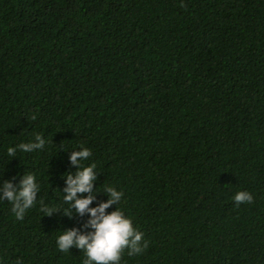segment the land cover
<instances>
[{"label": "trees", "instance_id": "1", "mask_svg": "<svg viewBox=\"0 0 264 264\" xmlns=\"http://www.w3.org/2000/svg\"><path fill=\"white\" fill-rule=\"evenodd\" d=\"M81 146L90 207L116 187L149 242L121 264H264V0H0V189L40 184L23 220L0 200V264H84L56 246L93 231L62 210Z\"/></svg>", "mask_w": 264, "mask_h": 264}, {"label": "clouds", "instance_id": "2", "mask_svg": "<svg viewBox=\"0 0 264 264\" xmlns=\"http://www.w3.org/2000/svg\"><path fill=\"white\" fill-rule=\"evenodd\" d=\"M181 7H186V5L181 3ZM45 143L43 136L36 133L34 141L9 147L7 155L16 156L17 148L24 153L42 150ZM91 156L92 152L87 147L81 146L79 150L72 151L70 161L72 165L77 166V171L75 174L65 175L66 186L63 189V202L67 208L62 210L63 214L68 217H72L73 211L81 216L86 212L89 213L90 219L84 227H90L93 231L81 232L77 228L63 230L56 239V246L62 253H68L72 247L82 250L86 257L84 264H121L125 252L128 256L140 255L149 247V242L143 239L144 233L133 225L132 219L117 207L124 193L116 187L107 186L102 192H106L109 198L96 207H90L98 193L94 187V181L97 180L96 165L91 163L82 166V162L89 160ZM39 191L40 184L35 175L25 174L18 187L14 186L10 180L4 182L0 189L2 192L0 200L9 202L15 218L23 220L27 211L36 206ZM84 193L88 195H82ZM253 201V195L247 191H239L234 196L236 205L245 202L251 204ZM114 204L116 205L115 210L106 211ZM58 210L61 209L51 208L44 204L43 200L40 201V211L46 215H51Z\"/></svg>", "mask_w": 264, "mask_h": 264}]
</instances>
